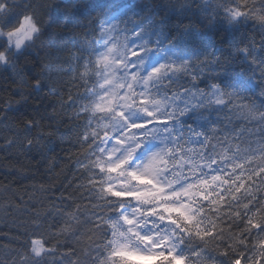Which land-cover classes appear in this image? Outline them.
<instances>
[{
  "label": "clouds",
  "instance_id": "9594fccd",
  "mask_svg": "<svg viewBox=\"0 0 264 264\" xmlns=\"http://www.w3.org/2000/svg\"><path fill=\"white\" fill-rule=\"evenodd\" d=\"M0 264H264V0H0Z\"/></svg>",
  "mask_w": 264,
  "mask_h": 264
}]
</instances>
